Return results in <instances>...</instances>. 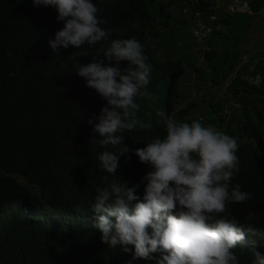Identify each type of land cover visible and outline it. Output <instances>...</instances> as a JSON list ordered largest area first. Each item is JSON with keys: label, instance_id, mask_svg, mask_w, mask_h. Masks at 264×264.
Segmentation results:
<instances>
[{"label": "trees", "instance_id": "1", "mask_svg": "<svg viewBox=\"0 0 264 264\" xmlns=\"http://www.w3.org/2000/svg\"><path fill=\"white\" fill-rule=\"evenodd\" d=\"M182 0H93L110 39L135 37L144 45L152 65L150 95L137 99V118L151 122V130L139 127L125 131L130 148L122 157L116 175L122 180L140 183L149 171L133 154L150 136H162L163 125L157 124L156 112L163 111L185 121L199 102L178 109L181 97L180 79L191 65L179 58L175 41L172 7ZM186 19L181 26L198 17L208 20L216 15L211 36L202 52L203 67H192L197 79L209 81L210 88L226 85L223 101H215L206 93L210 122L235 137L238 150V172L233 183L250 192L252 199L233 204L230 212L246 223L249 210L260 213L255 226L264 229V49L260 59L249 58L241 71L253 67L251 75H259L261 83L252 87L241 79L228 78L247 54L248 43L264 44V0H243L250 15H226L214 9L215 0H183ZM57 13L48 7H33L32 0H0V264H154V261L131 260V252L102 243L100 232L73 219L65 229L61 223L36 225L24 212L1 216L8 206L22 203L32 213L47 212L73 215L91 212L89 201L105 175L98 168L97 154L102 149L89 143L91 128L85 121L99 114L104 101L85 87L81 78L71 72L67 55H52L49 38L63 27ZM179 27V28H180ZM80 63L88 62L81 57ZM64 67H61V64ZM224 106L232 110L229 121L222 117ZM240 113L237 119L234 112ZM190 123V122H189ZM143 184L138 194L142 195ZM74 217V216H73ZM250 236V235H249ZM253 237V236H251ZM256 238V237H253ZM240 264H251L248 252L235 249ZM158 255V254H154Z\"/></svg>", "mask_w": 264, "mask_h": 264}, {"label": "clouds", "instance_id": "2", "mask_svg": "<svg viewBox=\"0 0 264 264\" xmlns=\"http://www.w3.org/2000/svg\"><path fill=\"white\" fill-rule=\"evenodd\" d=\"M32 4L55 10L63 27L47 40L52 55L61 58L62 50L71 49L70 73L104 101L99 114L93 113L85 123L91 128L89 143L102 149L96 160L105 175L89 201L91 212L32 213L16 203L21 210L13 213V205L5 207L1 213L9 215L4 218L23 211L36 225L83 220L100 232L101 242L109 248L131 252L132 261L240 264L235 252L239 248L248 252L251 264H264V229L253 223L260 213L249 210L247 222L241 223L230 212L231 205L252 199L250 192L233 183L238 172L235 137L200 120L189 123L158 110L156 123L163 125V135L150 136L143 148L133 152L149 171L140 183L122 180L116 175L119 161L132 151L122 133L153 128L151 122L137 118V99L150 95L153 71L144 45L135 37L110 39L93 0H32ZM81 57L88 62L80 63Z\"/></svg>", "mask_w": 264, "mask_h": 264}, {"label": "rangeland", "instance_id": "3", "mask_svg": "<svg viewBox=\"0 0 264 264\" xmlns=\"http://www.w3.org/2000/svg\"><path fill=\"white\" fill-rule=\"evenodd\" d=\"M193 1V0H192ZM184 1L177 2L172 7V15H173V26L178 27V29H174V38L175 40L179 37L186 45H190V47H184L183 44H181L180 41H175L177 44V50L180 52L179 58H181L183 61L188 62L191 65L190 69H186L185 76L183 79H180L181 85V97L180 102L178 105V109H184L189 104L194 102H199V106L197 109L191 112V114L186 118L185 122H191L192 120H200L204 124H211L215 127L216 125L212 124L210 122V117L207 114V104L202 99L206 95V93L210 92L212 95H214L215 101H223L224 95L227 93L226 85H222L220 88L217 89H211L210 85L211 83L209 81L201 82L197 79L196 73L193 71L192 67H203V60H202V52L205 50V44L203 45H195L193 44V40L189 35V25L185 24L184 26H181V23L179 22V19H183L187 21V23H190V20L187 19L185 14V9L183 8ZM180 27V28H179ZM248 56L243 57V59H247ZM258 108L262 109L264 108L263 102H257L254 103ZM232 110L227 109V106H224V111L221 113L222 117H226V120L229 121L231 118ZM237 119H240V113L238 111L234 112ZM13 213L18 212L21 210L20 204L11 206ZM7 213L4 211L1 213V216L6 217ZM39 218H42L39 216ZM68 216L64 218V220L67 221ZM44 223V222H42ZM47 224V223H46ZM48 225H53V223H48ZM61 226L63 229L64 227L61 223ZM67 226V224H66Z\"/></svg>", "mask_w": 264, "mask_h": 264}, {"label": "built area", "instance_id": "4", "mask_svg": "<svg viewBox=\"0 0 264 264\" xmlns=\"http://www.w3.org/2000/svg\"><path fill=\"white\" fill-rule=\"evenodd\" d=\"M227 4L224 8V14L226 15H250L251 10L247 2L243 0H226ZM217 20L216 15H212L208 18V20L204 21L199 19L198 17L191 23L189 28V35L192 40L196 43H203L206 41L212 34L213 30L218 29L215 26V22ZM246 64L244 60L239 62L233 71L231 72L227 83H231L235 80L239 73L241 74V68ZM253 71V67H249L248 71L241 76V79L249 84L252 87H257L261 83V78L259 75H251Z\"/></svg>", "mask_w": 264, "mask_h": 264}, {"label": "crops", "instance_id": "5", "mask_svg": "<svg viewBox=\"0 0 264 264\" xmlns=\"http://www.w3.org/2000/svg\"><path fill=\"white\" fill-rule=\"evenodd\" d=\"M226 4H227L226 0H215L214 9L218 10L220 12L221 11L224 12V8H225ZM243 49L247 53L245 56H248L247 59H243L247 64V60L251 57L256 58L257 60L260 59V56L258 54L262 53V51L264 49V44L263 45H255L254 43L248 42L243 46ZM245 73H246L245 70L241 71V76H243V74H245Z\"/></svg>", "mask_w": 264, "mask_h": 264}]
</instances>
